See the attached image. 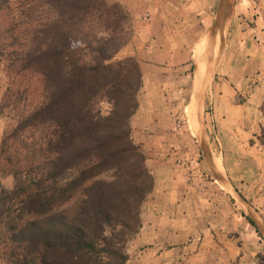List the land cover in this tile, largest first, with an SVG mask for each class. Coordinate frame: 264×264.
<instances>
[{
    "label": "trees",
    "instance_id": "trees-1",
    "mask_svg": "<svg viewBox=\"0 0 264 264\" xmlns=\"http://www.w3.org/2000/svg\"><path fill=\"white\" fill-rule=\"evenodd\" d=\"M131 28L108 0H19L15 8L0 0V115L10 121L0 177L13 178L11 189L0 182V264L129 260L154 185L131 138L139 64L112 61Z\"/></svg>",
    "mask_w": 264,
    "mask_h": 264
},
{
    "label": "crops",
    "instance_id": "crops-1",
    "mask_svg": "<svg viewBox=\"0 0 264 264\" xmlns=\"http://www.w3.org/2000/svg\"><path fill=\"white\" fill-rule=\"evenodd\" d=\"M108 1L119 3L133 23L131 39L118 53L140 67L131 138L154 180L141 207V229L128 245L143 250L135 259L129 254L126 264H256L264 255V145L258 141L264 126V12L257 16L255 9L252 29L233 32V54L198 66L187 49L193 43L184 41L210 30L213 0ZM156 47L167 57L155 58ZM174 78L190 79L188 105L172 102L173 94L185 91L171 86ZM190 101L194 112L187 115ZM174 105L183 109L178 115ZM193 115L197 131L190 126ZM210 138L220 155L208 161ZM195 153L203 160L195 162ZM214 173L226 177L230 190ZM209 176L216 181L206 182ZM246 217L261 224L260 236Z\"/></svg>",
    "mask_w": 264,
    "mask_h": 264
},
{
    "label": "rangeland",
    "instance_id": "rangeland-1",
    "mask_svg": "<svg viewBox=\"0 0 264 264\" xmlns=\"http://www.w3.org/2000/svg\"><path fill=\"white\" fill-rule=\"evenodd\" d=\"M18 1L19 0H9V4H10L11 8H15L17 6ZM213 1L215 2V4H213L212 24L210 26V30H206L205 32H203V34L201 36H199L201 38H196L194 40L185 39V41H184V43L188 44V45H191V43H193L192 46H190L187 49H188V52L190 51L189 55L193 56L192 60L194 62H196V64H198V66L202 63L205 64V59L208 63L210 62V64L212 66H214L216 61L219 59V57L223 53L229 52V54H233V52H234L233 49H236L235 47H231V45H230L233 32L239 26H244L243 28H245V29H252L255 26V9L257 11L256 12L257 16H259L261 12H264V0H227V4L224 7V16L222 17L221 22L219 24L217 22V11L219 10V3L217 4V2L220 0H213ZM131 26H132L131 34H130L128 42L130 41L131 36H132V32H133L132 21H131ZM161 49H162V47H156L155 50H153L152 55L157 59L163 60L164 58L167 57L166 55H168V54L164 55L163 52H160ZM144 51L145 52L147 51L146 48H144ZM121 59H124V58H122L121 53L120 54L117 53L112 61H117V60H121ZM182 59L183 58H181V60ZM192 60L188 61V63L192 64V62H193ZM188 63H186V64H188ZM161 67L162 68H168L167 66H164V65ZM178 67H176V68H178ZM182 70L183 69H181L180 71H182ZM186 70L188 72L192 71L193 65H192V68H191V66H187ZM180 79L182 81L177 82L176 78H174V82L169 81V83H171L172 87H179L180 86V87L184 88V90H185L184 92H182L180 94V96L177 95L178 97H176V98L174 97V96H176V94H173L172 102L174 104H176L177 102H180L182 104L184 103V105H188L189 94L187 93L188 92L187 90L189 88L190 79H188V80H186L184 78H180ZM6 86H7V80H6V77H5L1 67H0V99H1V96H2ZM177 107L178 106H176V105L173 106L174 110H176V112H175L176 115H178L180 113V111L183 110L181 108V110L179 111V108H177ZM107 108H108V105L104 101H99L96 104V110H99L102 113L104 111H106ZM191 110H192V112H194V109L191 108V101H190V109L188 108V110L186 111V114L188 115L191 112ZM6 115L7 114L0 115V141L2 139V136L5 132V130L8 128V126L10 124V121ZM263 116H264V110H263ZM192 117H193V118H191L192 120H190V126H191L192 130L197 131V117H195L194 115ZM180 120H185V119L180 118ZM185 125L187 127L186 123H185ZM263 125H264V122H263ZM263 129H264V126H263ZM209 137H210V135H209ZM208 152L211 154L212 157L214 154L219 158V155H220L219 149H217V147H216V142H213V139H211V138H210V142L208 145ZM194 157H195L194 161L198 163L200 160H203L204 156L201 153H200V155L195 153ZM219 161H220V159L218 160V162ZM9 177H11V179H9ZM210 177L211 176H209L206 179V182L213 183L214 181H216L212 177L211 178ZM224 179H226V177H224ZM0 182L5 189H11L13 186V178L10 175L1 176ZM217 183H219V181L216 182V185H217ZM228 196H230V195H228ZM228 204L230 207L232 205H233V207H235V205L233 204V201L230 198L228 199ZM142 250H143L142 247H139V248L136 247L133 249V248H130L128 246V248H127L128 255L132 254L133 259L137 258L139 255V252ZM134 264H136V263L134 262ZM256 264H257V260H256Z\"/></svg>",
    "mask_w": 264,
    "mask_h": 264
},
{
    "label": "water",
    "instance_id": "water-1",
    "mask_svg": "<svg viewBox=\"0 0 264 264\" xmlns=\"http://www.w3.org/2000/svg\"><path fill=\"white\" fill-rule=\"evenodd\" d=\"M226 4H227V0H220V2H219V10L217 11V22L219 24L221 22L222 17L224 16V7H225ZM200 124L202 126L201 120H200ZM204 152L206 154L207 160L209 161L210 157H211V154L208 152V148L206 146L204 147ZM213 172H215L214 169H213ZM214 174H215L216 178L221 180L223 182V184H225V186L230 190L229 182L226 179H224V178H220V176L217 173H214ZM255 225H256V227L257 226L261 227V224L258 221H257V223H255Z\"/></svg>",
    "mask_w": 264,
    "mask_h": 264
},
{
    "label": "built area",
    "instance_id": "built-area-1",
    "mask_svg": "<svg viewBox=\"0 0 264 264\" xmlns=\"http://www.w3.org/2000/svg\"><path fill=\"white\" fill-rule=\"evenodd\" d=\"M207 114H208V117H209V110H207ZM210 133H212V127H211V132ZM213 134V133H212Z\"/></svg>",
    "mask_w": 264,
    "mask_h": 264
},
{
    "label": "bare ground",
    "instance_id": "bare-ground-1",
    "mask_svg": "<svg viewBox=\"0 0 264 264\" xmlns=\"http://www.w3.org/2000/svg\"><path fill=\"white\" fill-rule=\"evenodd\" d=\"M216 161H217V160H216ZM216 163H217V166H218V167H220V164H219V162H216Z\"/></svg>",
    "mask_w": 264,
    "mask_h": 264
},
{
    "label": "clouds",
    "instance_id": "clouds-1",
    "mask_svg": "<svg viewBox=\"0 0 264 264\" xmlns=\"http://www.w3.org/2000/svg\"><path fill=\"white\" fill-rule=\"evenodd\" d=\"M9 179H11V177H9Z\"/></svg>",
    "mask_w": 264,
    "mask_h": 264
}]
</instances>
